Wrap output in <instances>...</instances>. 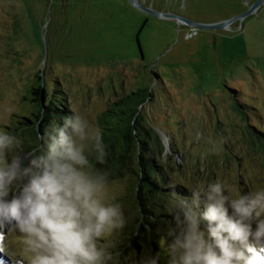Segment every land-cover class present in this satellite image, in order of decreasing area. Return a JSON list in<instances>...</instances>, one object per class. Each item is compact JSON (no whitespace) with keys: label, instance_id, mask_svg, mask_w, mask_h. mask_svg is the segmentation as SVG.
I'll use <instances>...</instances> for the list:
<instances>
[{"label":"rangeland","instance_id":"1","mask_svg":"<svg viewBox=\"0 0 264 264\" xmlns=\"http://www.w3.org/2000/svg\"><path fill=\"white\" fill-rule=\"evenodd\" d=\"M257 1L0 0V130L16 135L23 118H31L28 92L38 77L71 117L83 116L99 127L103 141L109 134L103 114L145 91L132 104L145 101L140 115L144 127L157 130L165 143L163 164L172 183L194 192L221 182L233 195L238 189L245 196L264 188V156L251 143L264 133V3L240 17ZM145 10L208 26L231 24L224 30L199 29ZM17 137L23 159L32 142ZM104 145V163L94 157L90 162L107 173L109 196L116 197L126 218L134 164H124L120 177L119 162ZM25 183L26 178L20 187ZM207 227L200 223L205 239ZM122 230L109 239L122 241ZM15 235L0 234V247L6 245L0 264H13ZM166 250L160 261L170 264ZM148 255L144 251L141 261ZM260 256L255 264H264V249Z\"/></svg>","mask_w":264,"mask_h":264},{"label":"clouds","instance_id":"2","mask_svg":"<svg viewBox=\"0 0 264 264\" xmlns=\"http://www.w3.org/2000/svg\"><path fill=\"white\" fill-rule=\"evenodd\" d=\"M42 138L43 150L33 148L22 159V141L0 130V234H18L13 264H109V238L124 228L126 219L116 197L109 196L107 173L94 170L90 162V157L105 161L101 129L74 115L47 129ZM193 196L192 205L183 198L174 205L179 211L176 227L168 233L173 237L170 264H255L261 259L264 188L247 196L237 189L233 195L216 182ZM201 196L207 201L203 213L195 210ZM201 221L208 224V239ZM5 251L6 245L0 247ZM159 259V253L150 254L140 264H158Z\"/></svg>","mask_w":264,"mask_h":264},{"label":"trees","instance_id":"3","mask_svg":"<svg viewBox=\"0 0 264 264\" xmlns=\"http://www.w3.org/2000/svg\"><path fill=\"white\" fill-rule=\"evenodd\" d=\"M46 92L45 83L38 77L36 86L28 92L34 106L31 118H23L25 123H19L20 128L16 129L15 136L30 137L32 143L29 144L28 152L33 148L43 150L45 141L42 137L45 131L52 126L62 125L65 118H71L63 102L50 98ZM144 93L138 91L127 96L119 103L124 105L113 107L103 114L108 123L106 130L109 131L103 142L113 150L119 162V166L115 167L117 174L123 176L121 167L128 162L134 164L136 171V179L126 201L131 202L132 210L125 218L122 241L114 237L109 239L112 245L109 251L113 254L109 264H132L133 258L134 264H140L144 251L149 255H166V249L170 250L169 246L173 242V237L168 233L170 228L176 227L174 217L179 211L174 205L180 198L192 205L194 199L190 188L172 183L165 173V143L157 130L144 127L140 115V106L145 101L132 104L136 97H142ZM259 135L260 138H255L251 143L257 144L264 156V133L260 132ZM205 201L200 198L199 207L195 210L203 213L206 210ZM158 264L165 263L159 259Z\"/></svg>","mask_w":264,"mask_h":264},{"label":"water","instance_id":"4","mask_svg":"<svg viewBox=\"0 0 264 264\" xmlns=\"http://www.w3.org/2000/svg\"><path fill=\"white\" fill-rule=\"evenodd\" d=\"M264 3V0H258L254 6L251 8L250 11H248L247 13L241 15V18H245L246 16H248L249 14L253 13L256 9H258L262 4ZM148 13H153L156 16L162 17V18H167V19H174L177 20L180 24H185L188 26H191L193 28H199V29H227L228 26L231 24V21H224V22H220L217 23L215 25L212 26H208V25H204V24H200V23H196L193 21H190L188 19H185L183 17L177 16V15H170V14H160V13H156V12H152L150 10H145Z\"/></svg>","mask_w":264,"mask_h":264}]
</instances>
